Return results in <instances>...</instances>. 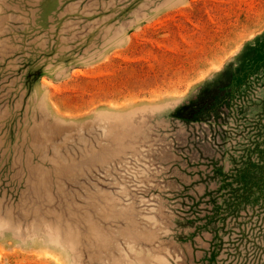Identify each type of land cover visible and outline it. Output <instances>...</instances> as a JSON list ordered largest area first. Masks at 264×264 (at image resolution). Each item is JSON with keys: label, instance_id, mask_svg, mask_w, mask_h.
Instances as JSON below:
<instances>
[{"label": "rangeland", "instance_id": "rangeland-1", "mask_svg": "<svg viewBox=\"0 0 264 264\" xmlns=\"http://www.w3.org/2000/svg\"><path fill=\"white\" fill-rule=\"evenodd\" d=\"M0 264H264V0H0Z\"/></svg>", "mask_w": 264, "mask_h": 264}]
</instances>
